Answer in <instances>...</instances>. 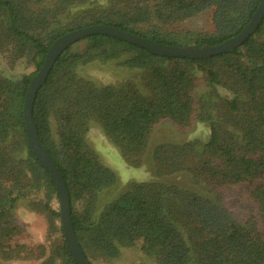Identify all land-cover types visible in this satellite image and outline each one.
Segmentation results:
<instances>
[{"label": "trees", "instance_id": "obj_1", "mask_svg": "<svg viewBox=\"0 0 264 264\" xmlns=\"http://www.w3.org/2000/svg\"><path fill=\"white\" fill-rule=\"evenodd\" d=\"M258 3L259 0H108L106 9L101 10L102 19L77 28L112 25L156 42L178 45L161 36L159 24L190 19L210 9L218 35L205 36L195 44L214 45L237 34ZM100 5L93 0H0V14L8 35L32 44L36 73L49 44L58 37L54 30L50 31L56 18L70 9ZM263 34L264 18L242 45L203 59L158 56L106 35L85 37L83 54L68 47L58 56L35 95L32 119L40 143L66 185L73 230L90 264L117 258L122 249L136 247L154 256L156 264H264ZM123 53L130 55L120 66L141 69L139 85L126 82L118 87L100 86L74 71L82 58L105 61ZM231 55L239 57L232 66L241 87L236 94L245 89L250 97L247 102L237 95L224 100L225 114H233L236 119L233 129L224 132L211 124L209 138L199 145L200 149L189 143L159 145L153 159L157 174L185 170L193 178L207 180L214 190L230 185L245 196L244 200L251 201L252 214L245 221L236 219L222 204L219 190L200 193L160 181L132 182L96 212L98 192L113 186L116 176L84 142L87 122L93 119L100 123L125 160L139 158L146 151L148 132L160 119H169L182 132L192 127L196 115L194 89L199 78L189 65ZM35 56H39L38 61ZM204 70L209 83L219 82L217 73ZM35 73L22 76L13 88L8 81L0 80V230H8L6 218L16 201L8 188L17 186L14 180L23 175L14 151L25 152L27 160L30 157L57 196L50 175L34 157L25 131L23 102ZM51 117L56 122V137ZM234 129L238 131L234 133ZM17 140L24 142L19 148L13 144ZM7 180L11 181L9 185ZM50 212L60 218L58 211ZM60 233L57 254L47 257L43 264H77L66 247L61 226Z\"/></svg>", "mask_w": 264, "mask_h": 264}, {"label": "rangeland", "instance_id": "obj_2", "mask_svg": "<svg viewBox=\"0 0 264 264\" xmlns=\"http://www.w3.org/2000/svg\"><path fill=\"white\" fill-rule=\"evenodd\" d=\"M95 2H99L101 5L98 8L90 9H87L89 6L77 7L70 9L66 14H60L50 31L54 30L59 37L68 31L77 29L80 24L85 25L92 20L102 19L100 17H104V15L101 10L106 9L108 0H93V3ZM211 13L209 9L190 19L163 26L159 24L161 27L159 33L163 38L181 46L195 44L197 40H201L205 36H217L218 32L211 21ZM3 19L0 14V80L8 81L10 87L13 88L22 76L35 73V62L32 59L35 50L30 42L8 35ZM47 42L49 41L47 40ZM69 48L73 52L83 54L86 42L84 38L80 39ZM110 51L114 50L111 48ZM93 53L95 51H89V54ZM129 55V53H123L117 58L105 61L101 59L83 61L85 58H82V62L76 63L74 71L78 76L100 86L118 87L126 82L139 85L141 69H127L120 66V63ZM235 58L239 57L231 55L201 65H198L199 63L189 65L191 71L199 78L194 89L196 115L192 127L188 131L182 132L169 119H160L148 132L146 151L139 158L125 160L120 150L112 144L100 123L93 119L87 122L86 130L83 132L84 142L92 154L103 165L110 168L116 176V183L113 186L98 192L95 201L96 212H99L104 205L124 192L132 182L160 181L180 185L200 193L219 190L222 204L234 214L236 219L245 221L252 214L251 201L244 200L245 196L238 194L230 185H222L214 190L207 180L193 178L185 170L157 174L153 159L154 149L159 145L189 143L199 148V145H203L208 140L211 124H216L224 132L233 129L232 124L236 119L233 114H225L227 108L224 100L234 95L246 102L250 99L245 89L241 94H236L241 87L232 68L236 61ZM242 59L244 57L239 60ZM38 60L39 56H35V61ZM204 69H212L217 73L219 82L209 83ZM239 106L241 108V105ZM55 123L51 117L54 137H56ZM237 131L234 129L233 132ZM21 143L24 142L13 141V144H16L18 148ZM22 148L24 147L22 146ZM10 152L13 153L11 147ZM13 155L19 161L23 175H19L18 179L14 180L18 181L17 186L13 184L12 188H8L10 195L16 197V201L6 218L8 230H0V264H43L47 257L57 254L62 240L60 218L50 212V210L59 212L58 197L41 174L42 171L35 168L30 157L27 160L25 152L14 151ZM10 182L7 180L6 183L9 185ZM154 260V256H148L136 247L122 249L117 258L95 260L94 262L95 264H156Z\"/></svg>", "mask_w": 264, "mask_h": 264}, {"label": "water", "instance_id": "obj_3", "mask_svg": "<svg viewBox=\"0 0 264 264\" xmlns=\"http://www.w3.org/2000/svg\"><path fill=\"white\" fill-rule=\"evenodd\" d=\"M264 18V0H259L257 8L248 23L235 35L214 45H169L156 42L152 39L142 37L128 31L121 30L112 25L92 24L68 31L57 37L48 47L40 69L30 79L23 102V118L25 131L31 150L38 163L50 175L56 190L59 204V215L63 237L67 249L77 264H90L86 259L75 236L70 210L69 194L66 185L52 162L50 156L40 143L34 121L32 119V105L35 95L45 82L50 69L58 56L74 42L90 35H106L123 40L127 43L141 47L148 52L163 57H178L188 59H203L210 56L229 52L243 44V42L254 32Z\"/></svg>", "mask_w": 264, "mask_h": 264}]
</instances>
